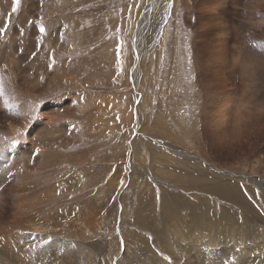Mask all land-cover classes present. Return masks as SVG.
I'll return each instance as SVG.
<instances>
[{"label": "rangeland", "instance_id": "obj_1", "mask_svg": "<svg viewBox=\"0 0 264 264\" xmlns=\"http://www.w3.org/2000/svg\"><path fill=\"white\" fill-rule=\"evenodd\" d=\"M29 3L43 6L39 10L35 5V11L27 12L29 31L35 27L41 46L49 47H41L43 53L41 49L31 52L29 66L28 61H18L19 71L13 75L16 84L10 72H4L10 92L7 105L16 116L12 122L28 121L27 126L34 122L35 112L44 113L46 106L51 107L58 117L49 124L58 122L61 131L51 135L44 157L32 164L34 171L29 169L31 164L25 171L11 168L21 141L7 150L13 161L7 158V166H0L5 170L0 169L4 227L12 224L7 221H15L12 216L16 213L40 212L45 206L42 199L50 195L51 206L44 217L48 226L32 221L24 224L34 231L41 227L39 233L45 236H59L63 256L58 254L56 264H124V257L133 263L144 254V247L154 264H169L168 253L175 255V242L169 241L167 234L181 227L188 231L176 236L188 237L193 226L195 234L202 233L205 229L202 231L196 218L192 221L191 214L199 217L196 206L204 202L209 211L213 206L232 217L247 218L259 230L264 228V5L252 13L247 0ZM0 12V26L6 23L10 35L21 34L16 36L20 43H15L19 59L25 51L22 33H26L19 26L21 5L8 18L3 8ZM46 28L63 30L57 54L52 49L56 35L46 40ZM234 46L250 51V67L255 72L242 76L232 65ZM39 60L46 64L42 72L48 73L42 76L44 91L34 92L21 83L24 79L34 85L41 78L37 69L45 64L41 67ZM25 70H29L28 77L22 78ZM58 98H62L61 107L51 106ZM8 122L4 128L0 125V136L14 142L21 136H13ZM27 134L28 130L24 131V137ZM20 183L22 187L15 186ZM18 201H24L25 210L19 208ZM163 202L175 205L177 214L170 206L164 208ZM69 224H75L78 235L67 230ZM13 225L6 232L12 229L17 237L31 236L30 230L17 233ZM151 226L160 227L159 233L154 234ZM209 230L203 234L212 236L207 245L217 252L210 255L223 259V232L235 230L226 227L221 232L215 226ZM248 235L258 238L255 245L264 259V232L241 233L242 238ZM5 240L3 236L1 248ZM230 240L235 242L238 236L233 233ZM51 241V236L41 239ZM54 242L50 250L56 248ZM68 249L73 252L70 261L65 258ZM254 252H248L252 259ZM205 259L208 263L211 258Z\"/></svg>", "mask_w": 264, "mask_h": 264}, {"label": "bare ground", "instance_id": "obj_2", "mask_svg": "<svg viewBox=\"0 0 264 264\" xmlns=\"http://www.w3.org/2000/svg\"><path fill=\"white\" fill-rule=\"evenodd\" d=\"M243 1V0H242ZM2 7L3 8V12L6 13V17L8 18V16L13 13L12 9H13V0H0ZM30 0H20V5H21V14L20 16H18L19 19V26L21 28H24V30L26 31V33L24 34V32L22 33V39L23 41L22 43V47L23 50H25L23 52V55L18 59L16 57V53L17 50L15 49V43L19 42V39L16 38V36H20L21 34H19V32H15L14 36L10 33L11 31L9 29H11L10 27H8L6 25V23H4V28L6 29V33H3L2 35H0V60L1 62L4 61V65L3 67L0 66V91H2V95H0V120H3L2 124H0L1 126H3L4 123L8 122V119H10L11 121L8 122L6 124L7 127H9L8 130L11 131V133L13 134V136L17 137V136H21L17 141L15 140L14 142H9L6 140H2V137L0 136V150L3 153H0V166L3 163L4 166H7V163L10 161H13V158L10 156V153L7 152V150L9 149V147H12L15 144H17L18 142L21 143L16 145V150L14 152V161L11 165L12 169H16L17 171H25L26 169H28V166H31L33 163L40 161L44 156V153L47 152L48 149V141L50 140L51 135L57 134V131H61L58 130L60 128L59 123L56 125H52L50 126L49 122L51 121H55L56 118L58 117V111L55 113L54 110H52V108L46 106L45 109L43 110L44 113H42V111H37L34 114L36 115L34 117V122L31 121L30 125H25L28 124V121H22L20 124H16L15 122H12L14 118H16L15 113L12 114V112L9 110V107L7 105V101L8 99H10V95H8L7 93L9 92L8 90H6V83L5 82V75L4 72L5 71H9L11 74V78L13 79V83L16 84V79L13 78V75H15V73H18L19 68H20V64H18V61H28L27 58L30 54L35 53L41 49V47L43 49L48 48L49 44H43L41 46L42 43H39L38 37L35 34L34 28L32 27V31H29L30 27L29 25L27 26V20H26V14L27 12H30L32 7H35V5H37V9L40 10L41 6L39 3L38 4H32L29 3ZM58 2V1H57ZM35 3V2H34ZM247 3L250 7V11L252 13H256L255 10H259L260 6L264 5V0H247ZM44 5V4H43ZM29 6V8L27 7V9L25 10V7ZM153 6V5H152ZM0 8V9H1ZM19 8V7H18ZM34 9V11L36 10V8H32ZM20 10V9H19ZM47 10V9H46ZM53 10V9H52ZM33 11V12H34ZM1 13V12H0ZM37 13V12H35ZM17 14V13H16ZM261 14V13H260ZM12 15V14H11ZM18 15V14H17ZM29 15V14H28ZM31 15V14H30ZM36 16V15H35ZM16 17V16H15ZM30 17V16H29ZM34 17V16H33ZM6 18V19H7ZM16 17V20H18ZM37 19V18H35ZM4 20V19H3ZM147 20V19H146ZM1 21V19H0ZM6 21V20H5ZM3 23V22H1ZM18 23V21H17ZM254 23L256 25H259V22L257 20H254ZM142 24V22L140 23V25ZM1 25V24H0ZM50 25V24H49ZM54 25V24H53ZM63 25V24H62ZM139 25V27H140ZM17 26V25H16ZM41 26V25H40ZM7 27L9 29H7ZM15 27V26H13ZM12 27V28H13ZM20 28V29H21ZM71 28V27H70ZM18 29V28H17ZM42 29V28H41ZM47 29V28H46ZM140 29V28H139ZM55 30V29H54ZM70 30V29H69ZM60 31L63 32L62 29H60ZM60 31L56 32V31H46V37L45 39L47 40V38L50 37L53 38V34L56 35L55 39L56 42L52 45V49L54 51H56L55 54H57V52L59 51V47H58V43L59 42V34ZM71 31V30H70ZM14 32V31H13ZM12 32V33H13ZM73 32V31H72ZM71 32V33H72ZM67 33V32H65ZM70 34V33H69ZM42 35V34H41ZM68 35V34H67ZM237 35H241V33L238 31ZM68 37V36H67ZM138 37V36H137ZM136 38V37H135ZM16 39V41H15ZM18 40V41H17ZM44 40V39H43ZM49 40V39H48ZM63 40V39H62ZM68 40V39H67ZM247 40V39H246ZM42 41V40H41ZM135 42L138 44L139 42L137 40H135ZM244 42V40H243ZM20 43V42H19ZM30 43V44H29ZM48 43V41H47ZM60 43V42H59ZM65 43V42H64ZM67 45V44H66ZM51 47V46H50ZM251 47V46H250ZM262 47V46H261ZM8 49V53L6 52ZM43 49H41L40 51L43 53ZM138 49V46H137ZM253 49V48H252ZM259 50V49H258ZM262 50V48L260 49ZM46 52H48L47 50H45ZM32 52V53H31ZM54 53V52H53ZM68 53V52H67ZM264 53V52H263ZM51 54V53H49ZM250 51L247 49H239L237 46H234L233 50H232V65L233 66H237L240 70V73L242 74V76H244L245 74H252L253 72H255L254 69H251V64L253 63V58L250 57ZM50 56V55H49ZM262 56V55H261ZM36 57V56H35ZM41 57V54H40ZM241 58V59H240ZM38 60V59H37ZM49 60V59H48ZM32 60L30 59V61H28V66H29V62H31ZM36 61V60H35ZM39 62H41L39 60ZM52 62V61H51ZM25 63V62H24ZM54 63V61H53ZM263 63V62H262ZM45 64V63H43ZM43 64L41 62V67H43ZM27 65V64H26ZM51 65V64H50ZM46 64L44 65V68H38L37 71L40 72V75L38 77L41 76V78H38L39 80L37 82L34 83V85H31L30 82L25 81L24 79H22V83L26 86V88L31 89V87L35 90L34 92H37L38 90H43V87H45V82H43V77L42 76H47L46 71L43 73L42 69H45ZM48 67V66H47ZM50 67V66H49ZM53 68V67H51ZM55 68V67H54ZM49 69V68H48ZM68 71V69H67ZM66 71V72H67ZM29 74V70H25V72L23 73V77L22 78H27ZM53 74V73H52ZM57 75V74H56ZM18 76V75H16ZM55 76V73H54ZM134 81H135V75H134ZM37 79V78H36ZM41 79V80H40ZM10 80V78H9ZM30 80V79H29ZM242 80V79H241ZM21 81V79H20ZM64 81V80H63ZM28 84H27V83ZM62 82V81H61ZM136 83V81H135ZM250 86V85H249ZM14 87V86H13ZM135 87V86H134ZM12 88V86H11ZM17 90V89H16ZM37 90V91H36ZM245 90V89H244ZM248 90V89H247ZM24 91V90H23ZM44 91V90H43ZM10 93V92H9ZM29 94V93H28ZM82 96V95H81ZM91 96V95H90ZM106 97V96H105ZM82 100V99H81ZM80 100V102H82ZM95 100V99H94ZM93 100V101H94ZM88 101V100H87ZM10 102V101H9ZM61 102L62 98H58V100L56 99L54 105H51L55 108L61 107ZM88 103V102H87ZM89 104V103H88ZM87 104V105H88ZM69 105V104H67ZM64 106V105H63ZM66 106V105H65ZM68 107V106H67ZM66 108V107H64ZM67 110V109H66ZM63 112V111H62ZM76 112V111H75ZM60 113V112H59ZM70 118V117H69ZM22 120V119H21ZM73 120V118H72ZM77 120V119H76ZM95 120V119H94ZM16 121V120H15ZM18 121V120H17ZM1 122V121H0ZM48 124V125H47ZM53 124V123H52ZM79 126V125H78ZM5 126H3L4 128ZM12 127V128H11ZM73 127V126H72ZM28 130V134L26 137H24V131ZM72 130V129H71ZM1 131V130H0ZM75 131V130H74ZM17 133V134H16ZM12 136V137H13ZM2 141V142H1ZM13 141V140H12ZM39 141H41L39 143ZM51 142V140H50ZM49 142V143H50ZM53 142V141H52ZM54 143V142H53ZM55 144V143H54ZM260 153V152H259ZM258 153V154H259ZM46 155V154H45ZM49 157V156H48ZM260 157V156H259ZM7 158H8V162H7ZM263 158V157H262ZM46 159V158H45ZM6 163V165H5ZM42 164H44L43 162H41ZM31 164V165H30ZM40 164V162H39ZM35 165V164H34ZM41 165V164H40ZM10 166V165H9ZM14 166V167H13ZM42 166V165H41ZM32 167H29L30 170H35ZM45 167V166H44ZM124 167V166H123ZM125 168V167H124ZM0 169L5 172L4 168L0 167ZM28 169V170H29ZM40 169H42L40 167ZM8 170V169H7ZM37 170V169H36ZM14 171V170H13ZM42 171V170H41ZM2 172V173H3ZM8 172V171H7ZM28 172V171H27ZM125 172V171H124ZM10 173V172H9ZM20 173V172H19ZM31 173V172H29ZM23 174V173H22ZM10 175V174H9ZM20 175V174H19ZM31 175V174H30ZM21 176V175H20ZM29 176V175H28ZM30 177V176H29ZM28 177V178H29ZM33 177H35L33 175ZM5 178V177H4ZM24 178V177H22ZM3 179V177H2ZM26 179V178H25ZM2 181V180H1ZM1 183V182H0ZM121 186L119 187H123V180H121ZM223 187V184H221ZM228 185V184H227ZM226 185V186H227ZM16 187H22L23 184H16ZM230 186V185H229ZM2 187V185H1ZM96 187V186H95ZM118 187V189H119ZM3 188V187H2ZM33 188V187H32ZM31 188V189H32ZM52 188V187H51ZM121 188L119 189V191H121ZM6 189V188H5ZM30 189V188H29ZM226 189V188H225ZM55 190V187H54ZM32 191V190H31ZM56 191V190H55ZM2 192V191H1ZM28 192V191H27ZM30 192V190H29ZM240 192V191H239ZM49 193V192H48ZM55 193V192H54ZM238 193V192H237ZM27 194V193H26ZM45 193H43L44 196ZM241 194V193H240ZM29 195V194H28ZM242 195V194H241ZM27 196V195H26ZM37 196V195H36ZM46 196V195H45ZM49 196H47V198L42 199V197H39L40 199L44 200V207L41 208L40 212H31V213H25V212H19L14 214L12 217L15 216V221H7V223H12L10 225H13V223L15 224V228L18 230L17 233H19L20 231H22V233L26 230H30L31 236H24V235H19L18 237L15 236L16 233L14 230H9L8 232H6L10 225L7 227H4L3 221L2 219V215H1V205H5V202H3L0 199V240L2 241V237H6V240L3 241L4 242V246L1 248L0 246V264H36V263H43V261H46L45 264H56L57 261V256L58 254H60V257L63 256L60 253V247L62 245V243H60L61 239H59V236H55V235H49L45 233L41 234L39 232H41L42 230L39 229L41 227H37V230H32L29 226H27L24 223H29L30 221H32L33 223L36 224H40L42 226H48V224H44V217L46 215V213L49 211L50 209V200H49ZM35 197V196H34ZM241 197V196H240ZM243 197V196H242ZM27 198V197H26ZM3 199V198H2ZM37 199V198H36ZM118 199V196H116L114 198V201H116ZM243 199V198H242ZM27 200V199H26ZM49 200V201H47ZM55 200V199H54ZM34 201V200H33ZM36 201V200H35ZM53 201V199H52ZM198 201V200H197ZM201 201V200H200ZM29 202V201H27ZM196 202V201H195ZM243 202V200H242ZM19 208L21 210H25V204L24 201L23 202H17ZM24 204V205H23ZM211 204V203H210ZM32 205V204H31ZM166 202H163V206L164 208L166 207ZM243 205V204H242ZM249 205V204H248ZM28 206V205H27ZM84 208L87 211V209L89 208L88 204H84ZM167 206H170L172 208V213L174 215L177 214V210L175 209V205L172 204H168ZM207 205L204 203H199L196 206V210L199 211L201 214H199L200 216L197 217L194 213L191 214V219L192 221L195 222V218H196V222L201 226L202 231L203 229H205L207 231V233H209V228L210 227H216L218 228L221 232L222 229H225L226 227H231L233 228L235 231H228L225 230L223 232V237L221 238V240H226V243L224 245L225 249L223 250V252L221 253L222 258L216 256L215 254L213 255V257H211L210 254H212L214 251L209 250V248H211L210 244L207 245V243H210L211 237L212 236H208L206 235V231L204 230L203 232H205L203 234L202 233H198L195 234L196 232L194 231L195 227H190L191 230H189L190 232V236H179L177 237V234H182V233H186V229H182L181 227L175 228L174 232H169L167 234V239L169 241H172L174 239L175 245L174 248L172 250V253L175 254L174 256H172L171 251L168 253V257L171 256V262L169 264H215V263H219V264H226L230 263V264H251L257 262V264H264V259L261 260V258L259 257L261 255L260 252H258V245H255L256 243H259V240L256 236H245L244 238L241 237V233L244 231L250 232V233H257V232H264V228L262 230H259V228H257L252 221L246 219H239L238 217H232V215L229 212H225V211H217L214 210L213 206L211 207V210L209 211L206 207ZM36 209V206H33ZM28 208V207H27ZM33 208V209H34ZM216 208V207H215ZM249 208V206H248ZM18 209V208H17ZM32 209V207H31ZM250 209V208H249ZM206 212H205V211ZM222 210V209H221ZM78 211V210H77ZM75 211V212H77ZM253 212V211H252ZM79 213V212H77ZM75 214V218L77 216H79L78 214ZM106 213V211H105ZM150 214V213H149ZM81 215V214H80ZM84 215V214H83ZM88 215V214H87ZM198 215V214H197ZM240 215V214H239ZM255 215V214H254ZM41 216V217H39ZM103 216V215H102ZM180 218V216H178ZM255 217V216H254ZM85 218V217H84ZM83 218V219H84ZM93 218V217H92ZM101 218V217H100ZM104 218V217H102ZM150 218V217H149ZM178 218V220H179ZM77 219V218H76ZM90 219V218H89ZM174 219V218H173ZM258 219V218H257ZM58 220V219H57ZM29 221V222H28ZM78 221V220H77ZM70 222V221H69ZM86 222V220H85ZM151 222V221H150ZM243 222V224H242ZM262 222V221H261ZM57 223V222H56ZM66 223V222H65ZM89 223V222H88ZM177 223V222H176ZM175 223V224H176ZM24 224V225H23ZM83 224V223H82ZM148 224V223H147ZM150 224V223H149ZM54 226H59L58 224L53 223ZM68 227L67 230H71L73 232H75L77 235L79 234L78 229H76L75 224L71 225ZM61 226V224H60ZM86 226V225H85ZM243 226V227H242ZM29 227V228H28ZM93 227V226H92ZM151 228L154 230V234L155 233H159V229L160 227H155V226H151ZM98 230V229H96ZM237 230H240L241 232L238 233ZM44 232V231H43ZM28 233V232H27ZM236 234L238 236V240H236L235 242L230 240V237H232V234ZM238 233V234H237ZM35 234V235H32ZM38 234H40L41 236H39ZM203 235V236H202ZM48 236L52 237V241L51 243H46V242H41L45 241ZM242 239H241V238ZM234 238V237H233ZM56 240V248L54 250H50L49 246L52 244H55ZM132 241V240H131ZM126 242V241H125ZM140 242V241H139ZM213 242V241H212ZM135 243V242H134ZM143 243L140 242L139 245ZM217 243V242H216ZM214 244V243H213ZM219 244V243H218ZM129 245V244H128ZM144 245V244H141ZM130 246V245H129ZM176 246V247H175ZM208 246V247H207ZM210 246V247H209ZM221 246V245H219ZM223 246V245H222ZM66 248H69L68 245H65ZM214 247V246H212ZM63 248V246H62ZM168 248V247H166ZM208 248V250H207ZM217 248V247H216ZM223 248V247H221ZM215 249V247H214ZM92 250V249H90ZM144 254L139 255L138 258H136L137 261H133L129 262L127 259H125V257L123 258V263L124 264H140L141 261L144 258V263L142 264H147V261H151V264H154L153 260L151 258H149L148 255V250L146 247H144L143 249ZM222 250V249H221ZM89 251V250H88ZM93 251V250H92ZM254 252V257L253 259L251 258V255L248 252ZM91 252V251H90ZM214 253H217L216 250ZM65 258H68V260L70 261L73 257V252L68 249L65 250ZM17 255V256H16ZM138 255V254H137ZM166 256V255H165ZM195 256H197L195 258ZM205 256L210 257L211 259H209L208 263L205 259ZM33 260V262L31 263L29 260ZM196 261V262H195ZM122 263V262H121ZM164 264H168L164 261Z\"/></svg>", "mask_w": 264, "mask_h": 264}, {"label": "snow or ice", "instance_id": "obj_3", "mask_svg": "<svg viewBox=\"0 0 264 264\" xmlns=\"http://www.w3.org/2000/svg\"><path fill=\"white\" fill-rule=\"evenodd\" d=\"M14 7L12 9L13 13H15L18 10L20 0H13ZM6 29L3 26H0V35H2ZM0 95H2V91H0Z\"/></svg>", "mask_w": 264, "mask_h": 264}]
</instances>
